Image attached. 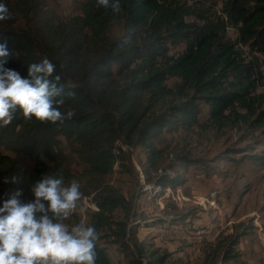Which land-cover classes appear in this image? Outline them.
Here are the masks:
<instances>
[{"label": "trees", "instance_id": "obj_1", "mask_svg": "<svg viewBox=\"0 0 264 264\" xmlns=\"http://www.w3.org/2000/svg\"><path fill=\"white\" fill-rule=\"evenodd\" d=\"M2 2L13 13L8 22H19L18 26L0 22V43L7 42L11 53L6 67L26 75L28 63L50 59L65 85L61 111L75 115L53 124L27 120L20 112L10 124L0 123V198L21 187V199L32 200L31 185L43 174L61 173L66 183L76 178L82 200L94 209L88 207L85 222L99 233L96 264H113L102 244L105 240L128 264H167L168 253L149 251L143 242L131 244L134 206L106 178L116 166L129 170L130 155L123 145L145 150L143 170L147 181L160 187L158 196L185 181L182 174L173 173L170 160L161 166L166 154L181 167L208 173L210 166L202 159L184 151L170 154L167 133L196 125L201 101L215 121L235 118L243 108L251 114L242 116L245 121L264 127V111L256 114L264 95L253 94L254 65L226 39L224 26L207 17L200 23L188 21L190 8L176 0H120L118 14L96 0H83L81 12L71 17L50 9L46 0ZM224 12L242 40L264 56V0H225ZM129 31L132 40L122 46ZM170 43L183 44V52L171 55ZM2 148L29 157L33 172L22 169ZM258 158L264 163V151ZM153 167L161 169L154 179ZM14 173L22 178L20 185L5 184L4 178ZM117 210L124 214L120 220L114 218ZM242 235L231 238L221 255L219 245L213 248L203 264H227L238 258L234 248Z\"/></svg>", "mask_w": 264, "mask_h": 264}, {"label": "rangeland", "instance_id": "obj_2", "mask_svg": "<svg viewBox=\"0 0 264 264\" xmlns=\"http://www.w3.org/2000/svg\"><path fill=\"white\" fill-rule=\"evenodd\" d=\"M82 1L46 0V4L62 17H71L81 12ZM176 1L190 8L188 21L200 23L207 17L224 26L226 39L254 65V96L264 95V56L242 40L237 27L224 12L225 0ZM3 24L18 26L19 22L5 21ZM117 32L120 33L119 28ZM168 46L169 53L174 56L184 50L180 43ZM168 83L172 86L175 80ZM200 106L197 124L168 132L167 143L170 154L184 151L207 162L208 173L194 166L181 167L174 157L166 154L161 166L171 161L173 173L182 174L185 181L166 188L164 195L158 196L156 192L160 187L155 189L143 170L145 150L142 147L130 150L123 145L130 155L129 170L122 171L116 166L106 178L108 184L134 206L135 214L129 220L131 244L143 242L149 251L168 253L167 264H203L213 248L219 245L221 255L231 238L241 233L243 235L234 248L238 258L227 264H264V163L257 159L264 151V127L245 121L242 116L250 118L251 114L243 108L237 110V118L218 122L211 118L207 104L201 101ZM263 111L264 103L257 105L256 114ZM2 153L11 156L22 169L33 172L34 163L26 155L6 148H2ZM150 172L154 179L161 169L153 167ZM89 204L87 199H81L66 223L71 226L85 222L90 213L88 207L94 210ZM168 214H175L176 218L172 219ZM123 216L121 210L114 212L115 219L120 220ZM160 218L164 221L158 220ZM102 244L107 246L113 264H128L114 244L107 240Z\"/></svg>", "mask_w": 264, "mask_h": 264}, {"label": "clouds", "instance_id": "obj_3", "mask_svg": "<svg viewBox=\"0 0 264 264\" xmlns=\"http://www.w3.org/2000/svg\"><path fill=\"white\" fill-rule=\"evenodd\" d=\"M96 3L113 14L121 11L120 0ZM11 19L13 13L0 0V22ZM131 40L129 31L122 46ZM10 55L7 42L0 43V123L10 124L20 112L27 120L53 124L72 119L73 111H61L65 85L60 83L57 66L45 57L28 63L25 75L6 67ZM21 179L14 173L3 182L20 185ZM30 191L33 199L27 202L21 199V187L0 198V264H96V227L85 222L66 223L83 197L80 181L72 178L66 183L61 173L43 174Z\"/></svg>", "mask_w": 264, "mask_h": 264}]
</instances>
